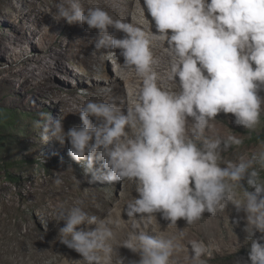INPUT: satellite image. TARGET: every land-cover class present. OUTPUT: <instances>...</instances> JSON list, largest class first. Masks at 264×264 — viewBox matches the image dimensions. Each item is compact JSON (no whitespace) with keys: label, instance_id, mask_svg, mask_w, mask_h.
<instances>
[{"label":"clouds","instance_id":"obj_1","mask_svg":"<svg viewBox=\"0 0 264 264\" xmlns=\"http://www.w3.org/2000/svg\"><path fill=\"white\" fill-rule=\"evenodd\" d=\"M145 9L155 22L152 35L101 7L85 9L81 0H60L53 18L97 30L95 49H119L123 66L134 69L142 86L127 109L120 107L117 98L86 101L77 111L82 125L67 131L63 116L41 113L48 120L41 138L61 145L67 141L69 156L81 165L90 185L125 180L136 184L138 195L124 208L133 220V232L121 246L140 259L129 264H174L173 254L182 250L174 238L141 230L142 223H150L157 213L169 225H177L179 219L193 225L205 212L223 213L229 204L245 214L250 241L246 257H237L235 264H264V182L260 179L264 151L223 162L221 153L243 140L235 135L224 140L204 135L221 112L233 114L234 123L248 130L260 124L264 0H143L141 11ZM110 28L122 31L124 37L118 38ZM153 35L167 45L170 59L164 76L156 70L159 59L152 50ZM171 85H178V91ZM35 126L41 127L40 121ZM98 159L99 167L95 166ZM54 182L59 186L62 180ZM76 183L79 186L81 180ZM245 183L254 190L248 191ZM237 188L244 190L243 199L235 197ZM56 207V221H64L58 229L60 242L79 253L85 264H113L109 241L114 238L112 226L118 225L90 216L80 206L65 210L58 202ZM42 223L47 228L48 221ZM190 246L194 264H207L201 258H211V247L202 240H193ZM116 264H124V258Z\"/></svg>","mask_w":264,"mask_h":264},{"label":"rangeland","instance_id":"obj_2","mask_svg":"<svg viewBox=\"0 0 264 264\" xmlns=\"http://www.w3.org/2000/svg\"><path fill=\"white\" fill-rule=\"evenodd\" d=\"M103 2L108 6L109 0ZM59 3L0 0V34L9 40L0 39V106L19 114L17 128L14 126L10 133L13 137H9L8 147L0 155V165L7 164L6 170L0 171V264H47L51 261L49 255H58L61 248L72 256L73 249L59 240L58 229L64 221H56L58 202L65 210L80 206L90 216L113 220L118 225L112 226L114 238L109 241L113 263L123 257L124 264H129L140 259L137 253L121 246L133 232V220L124 208L138 195L136 184L125 180L90 185L81 165L69 156L67 141L61 145L55 139L45 142L41 138L42 126L48 123L41 113L63 116L65 131L81 126L78 108L89 100L104 101L102 96L114 88L113 80L122 75L118 70L124 60L120 51L99 53L89 45L93 42L83 37L92 32L87 25H69L64 19L53 18ZM81 3L85 9L103 7L102 0ZM104 73L108 75L102 76ZM260 95L264 96V91ZM36 121L41 127L35 126ZM210 123L206 137L224 140L235 135L243 140V144L221 153L223 162H237L264 151V141L255 140L264 134V112L254 130L236 125L230 113L221 112ZM101 164V160L95 161V166ZM57 178L62 180L59 186L54 182ZM260 179L264 182V170ZM77 180H81L79 186ZM244 187L254 190L246 183ZM243 192L237 188L234 195L243 199ZM77 201L82 203L77 205ZM45 220L47 228L42 223ZM246 227L245 214L237 213L229 204L223 213L205 212L193 225L184 219L169 225L157 213L150 223H142L141 230L158 238H174L182 246L173 254L174 264H194L190 246L193 240H202L211 247V258H201L207 264H235L237 257L247 255L250 241Z\"/></svg>","mask_w":264,"mask_h":264},{"label":"bare ground","instance_id":"obj_3","mask_svg":"<svg viewBox=\"0 0 264 264\" xmlns=\"http://www.w3.org/2000/svg\"><path fill=\"white\" fill-rule=\"evenodd\" d=\"M103 4V9L109 12L115 19H120L124 22L133 24L134 26L141 27L145 32L149 35H152L156 32L155 22L152 20L151 16L145 12L141 11L143 6V0H109L108 6ZM110 32H114L118 38H123L125 33L122 31H116L112 28L109 29ZM83 37L93 42L89 44L90 46L95 48V40L98 37V32L95 29H92L91 33H84ZM152 50L155 53L156 57L159 59V66L157 67V71L164 76V74L168 70L169 66V56L167 54L168 49L167 45L165 44L163 38L159 36L153 35L152 39ZM104 51H120L119 49H101L99 53ZM119 72L122 74L121 76H117L113 82L112 86L114 87L112 92L107 95H103L102 98L104 101H111L112 98H117V103L120 107L127 109L131 107V105L136 100V93L138 89L142 86V80L138 77L134 71V69L125 68L123 65L118 66ZM108 73L102 74V76H107ZM174 90L178 91V85H171ZM192 122L189 120L188 128L191 129ZM66 249V248H65ZM65 249L61 248L57 255L54 254L49 255V259L51 260L50 263H59L62 264H85L82 260V257L79 253L72 250L71 255L69 256L65 253ZM66 257L63 259V257ZM116 257V256H115ZM117 261V260H116ZM114 264V263H113Z\"/></svg>","mask_w":264,"mask_h":264},{"label":"trees","instance_id":"obj_4","mask_svg":"<svg viewBox=\"0 0 264 264\" xmlns=\"http://www.w3.org/2000/svg\"><path fill=\"white\" fill-rule=\"evenodd\" d=\"M0 34V39H5L6 42H9L8 38ZM19 114H16L14 110L4 108L0 106V155L7 149L9 137H13L10 133L13 127L17 128V121ZM256 141H264V134L255 138ZM1 161V160H0ZM3 161V160H2ZM7 164L0 165V171L6 170Z\"/></svg>","mask_w":264,"mask_h":264}]
</instances>
